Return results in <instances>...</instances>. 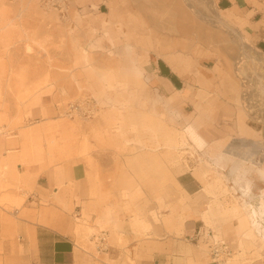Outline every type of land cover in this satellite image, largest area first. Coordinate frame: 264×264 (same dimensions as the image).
Masks as SVG:
<instances>
[{"label": "rangeland", "instance_id": "rangeland-1", "mask_svg": "<svg viewBox=\"0 0 264 264\" xmlns=\"http://www.w3.org/2000/svg\"><path fill=\"white\" fill-rule=\"evenodd\" d=\"M64 1L67 8L61 13L41 0H0V264L35 263L12 225L20 219L36 222L29 208L36 216V210L50 205L70 219L76 244L98 256L92 237L107 232L113 240L116 231L109 227L108 214L95 220L86 211L78 214V191L96 198L98 205L109 192L132 194L133 202L143 198L144 205H157L166 214L180 211L181 217L196 206L206 227L232 250L220 264H233L235 258L238 264H264V246L244 242L239 223L246 203L261 207L264 176L258 167L225 153L231 143L242 142L241 121L252 130V140L258 141L262 131L250 125L240 105L239 95L246 98L255 85L235 77L241 55L239 45L232 44L234 36L184 3L189 16L173 20L171 34L179 37L185 27L186 37H180L179 52L163 58L154 52L156 29L146 22L148 16H163L153 6L139 8L146 0ZM194 2L204 14L211 12L205 0ZM102 3L107 6L100 13ZM217 3L213 0L225 23L263 54L252 32L264 27V0H242L230 11ZM202 33L213 38L202 43ZM174 58L180 59L178 71L169 66ZM165 64L181 78L178 89L188 90L187 95L164 93L154 84L156 68ZM87 99L98 107L93 118L65 116L69 104ZM189 127L202 146L190 139ZM105 161L116 165L117 181L102 179ZM77 165L88 171L83 186L74 180ZM33 169L37 172L30 174ZM49 170L54 172L52 198L29 204L36 180ZM184 173L200 180L203 190L196 197L182 196L176 180ZM158 189L161 196L151 197ZM234 207L239 216L230 211ZM117 243L130 254L122 239ZM194 249L211 261L205 245Z\"/></svg>", "mask_w": 264, "mask_h": 264}, {"label": "crops", "instance_id": "crops-1", "mask_svg": "<svg viewBox=\"0 0 264 264\" xmlns=\"http://www.w3.org/2000/svg\"><path fill=\"white\" fill-rule=\"evenodd\" d=\"M241 1L218 0L217 6L222 11H230ZM106 6V3H102L98 8L99 12L102 13ZM252 39L256 48L264 54V27L254 29ZM155 73L159 75L158 81L164 86L162 79L169 80L175 89H178L177 84L182 83L181 78L172 73L166 64L158 65ZM213 83L220 84L217 80ZM36 172L37 169H33L30 174ZM99 174L105 181H117L120 175L116 170V165L110 161H105L100 165ZM44 175L48 177L41 176L36 180L32 198L28 199L31 205L33 203L40 205L43 201L52 198L50 190L53 181L50 178L54 176V172L49 170ZM87 175L88 171L84 165H77L74 168V180L79 183L78 185L83 186ZM176 181L184 198L196 197L203 190L200 180L193 173L179 175ZM160 196L161 191L158 189L151 197L158 199ZM132 198V194L122 195L109 192L107 196L100 197V201L105 199L106 201L98 205L96 198L90 197L85 191H78L76 195V202L80 205L76 206L78 214L82 216L86 211L93 215L94 220L96 215L108 214L109 227L116 231L114 242L107 232H101L92 237L98 256L85 251L76 244V239L71 233L72 222L68 217L58 214L65 212L57 206L50 205L44 210L39 208L36 210L38 214L36 216L33 214L35 210L29 208V214L33 215L29 217L37 221L20 219L17 225H14L15 228L12 227L13 232L18 233L20 244L24 249L30 251L32 255L30 263H33L35 259L33 264H220L213 259L211 254L213 241L218 240L214 231L206 227L202 218L204 214L202 209L197 211L196 206H192L181 217L180 211L166 214L160 211L157 205L151 207L144 205L143 198L136 202H133ZM12 214L18 215V209L12 210ZM164 218L171 220V223L166 225ZM206 230L213 232L214 240L201 237L202 234L199 233ZM31 234L35 239L36 252L32 245ZM97 237L105 240L100 244L97 242ZM119 239L123 240L130 251L129 255L117 243ZM200 245L208 248V255L212 262L195 252L194 248Z\"/></svg>", "mask_w": 264, "mask_h": 264}, {"label": "bare ground", "instance_id": "bare-ground-1", "mask_svg": "<svg viewBox=\"0 0 264 264\" xmlns=\"http://www.w3.org/2000/svg\"><path fill=\"white\" fill-rule=\"evenodd\" d=\"M61 1L66 9L67 7L65 1ZM146 1V4L139 5V8L144 10L145 8L153 6V9H158L160 13H162L160 15L163 16V18L161 17L160 19H157L155 15H152L151 17L148 16L146 20V22H150L156 29V44L158 46H156L154 52L159 57L165 58V56L174 54L175 51H180L179 49L182 46L180 37H186L187 30L183 27L182 30H180L181 33L179 37H177L171 34V30L174 29V27L173 29L171 27L173 26V20H177L178 18L186 19L187 16H189L188 12L182 6L184 3H186L188 8L202 20L208 21L216 26L221 25L225 27L232 36H234L232 37V44L239 45L241 55L235 64V77L236 79H243L242 83L250 85L252 88L255 85V88L251 90L250 94H247L246 98H242L241 95H239L240 105L242 104L241 108L246 111L245 115L250 118V125H259V128L262 127V131L260 133L258 132V141L252 140L250 138L251 133H253L252 130L244 124V121H241L239 124L242 126V133L244 134L241 138L242 142L231 143L225 148V153L229 155V157L238 159L247 165H253L255 168L258 167L257 169L259 173L264 176V55L254 51L238 30L225 23L224 19L216 12L213 0H205L206 3L210 4L209 7L211 12L209 14H204L203 11L195 4L194 0H184L185 2H181L180 0H170L169 2H167V0ZM50 9L58 11L54 5L50 6L49 10ZM165 14L168 15V18H164ZM189 29L190 28L188 27V30ZM201 35L203 36L200 40L202 43H205V41L209 38H213L210 34L202 33ZM169 66L174 71H178L180 69V59H171ZM162 81L165 83V86L158 80L154 81V84H156L160 88V91L164 93L173 90L177 91V93H185L186 95L189 93V91L185 89H175L173 84L167 79H162ZM243 87L247 86L243 85ZM173 99H175V97H173ZM245 103H247L248 106L245 107ZM187 133L190 139L197 145L202 146L204 144L202 138L193 128L189 127L187 129ZM52 142L54 143L55 141ZM245 192L249 193V187L246 188ZM244 209L246 212L244 215L240 216L239 221L242 229L244 230L242 234L244 242L253 240L255 242H260V246H264V199L262 200L261 207L259 209L254 208V206L248 203L245 204ZM230 211L235 213L237 216L240 215V211L237 207H234L233 210ZM12 226L15 228L14 225ZM31 237L33 239L32 245L34 246L36 252L35 239L32 234ZM244 257L242 256L241 258L244 259ZM238 262L239 259L235 258L233 264H238Z\"/></svg>", "mask_w": 264, "mask_h": 264}, {"label": "built area", "instance_id": "built-area-1", "mask_svg": "<svg viewBox=\"0 0 264 264\" xmlns=\"http://www.w3.org/2000/svg\"><path fill=\"white\" fill-rule=\"evenodd\" d=\"M41 1L42 4L47 8H50V6L54 5L56 10L60 11L61 13L66 12V9L62 4L61 0H41ZM97 112H98V107L95 104V101L87 99L68 105L65 111V116L69 118H74L78 116L81 118L90 119L93 118L97 114ZM199 234L200 235L202 234L201 237L214 240V235L211 230H206ZM97 238H98L97 242L100 244L105 240L104 238H99V237ZM211 254L213 259L217 263H221L225 259L231 257L232 250L229 249V247L225 243L214 240L211 246Z\"/></svg>", "mask_w": 264, "mask_h": 264}]
</instances>
